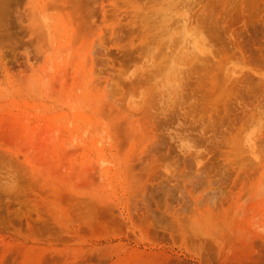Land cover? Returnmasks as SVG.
Returning a JSON list of instances; mask_svg holds the SVG:
<instances>
[{"label":"rangeland","instance_id":"1","mask_svg":"<svg viewBox=\"0 0 264 264\" xmlns=\"http://www.w3.org/2000/svg\"><path fill=\"white\" fill-rule=\"evenodd\" d=\"M0 264H264V0H0Z\"/></svg>","mask_w":264,"mask_h":264}]
</instances>
